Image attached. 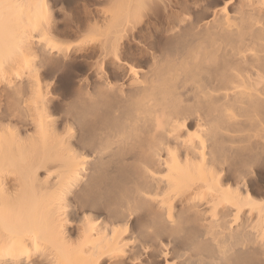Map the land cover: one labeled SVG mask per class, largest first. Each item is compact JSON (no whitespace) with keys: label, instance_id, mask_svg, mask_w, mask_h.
<instances>
[{"label":"bare ground","instance_id":"bare-ground-1","mask_svg":"<svg viewBox=\"0 0 264 264\" xmlns=\"http://www.w3.org/2000/svg\"><path fill=\"white\" fill-rule=\"evenodd\" d=\"M0 264H264V0H0Z\"/></svg>","mask_w":264,"mask_h":264},{"label":"rangeland","instance_id":"rangeland-1","mask_svg":"<svg viewBox=\"0 0 264 264\" xmlns=\"http://www.w3.org/2000/svg\"><path fill=\"white\" fill-rule=\"evenodd\" d=\"M176 1H177V0H176ZM179 1H180V3H181V0H179ZM193 1H194V0H193ZM198 1H199V0H198ZM179 7H180V6H179ZM179 7H178V9L176 8V11H177L178 15L181 16V14L184 13V12H183L184 10H180L182 7H180V8H179ZM182 9H183V8H182Z\"/></svg>","mask_w":264,"mask_h":264}]
</instances>
